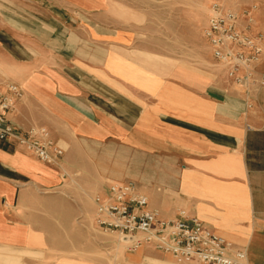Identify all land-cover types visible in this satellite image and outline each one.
<instances>
[{
    "label": "crops",
    "instance_id": "obj_1",
    "mask_svg": "<svg viewBox=\"0 0 264 264\" xmlns=\"http://www.w3.org/2000/svg\"><path fill=\"white\" fill-rule=\"evenodd\" d=\"M145 6L0 0V89L23 91L8 118L47 127L65 149L47 163L0 140V264H117L90 208L127 180L161 217L196 216L264 264V51L236 83L211 53L199 64L140 42L157 23ZM258 11L252 34H264ZM141 249L137 264L171 263Z\"/></svg>",
    "mask_w": 264,
    "mask_h": 264
},
{
    "label": "built area",
    "instance_id": "obj_2",
    "mask_svg": "<svg viewBox=\"0 0 264 264\" xmlns=\"http://www.w3.org/2000/svg\"><path fill=\"white\" fill-rule=\"evenodd\" d=\"M254 7L236 10L218 2L208 9L202 37L215 62L223 67L236 83L253 79L254 65L263 54L262 35L252 34ZM243 18V22L240 19ZM239 71H243L239 74ZM0 89V140H14L43 162L61 158L65 149L53 140L45 126H16L8 114L23 91L14 83ZM94 223L104 233L116 234L124 241L125 250L132 251L142 243L171 254L178 262L203 264H247L244 250L213 231L196 216L180 211L177 217L163 218L148 207V198L137 191L132 180L112 182L105 194L93 196Z\"/></svg>",
    "mask_w": 264,
    "mask_h": 264
},
{
    "label": "rangeland",
    "instance_id": "obj_3",
    "mask_svg": "<svg viewBox=\"0 0 264 264\" xmlns=\"http://www.w3.org/2000/svg\"><path fill=\"white\" fill-rule=\"evenodd\" d=\"M219 0H161V4L153 6L154 0H134L140 4H145V7H150L152 18L155 24H151L150 38L141 40L154 50L164 52L178 59L194 63H212L208 58L210 50L202 37V30L206 25L208 9L212 2ZM231 7L236 10L249 9L253 3L257 2L258 10H264V0H230ZM219 3V2H218ZM241 8L239 9V7ZM256 10V11H258ZM259 12V11H258ZM154 13V14H153ZM254 15V13H252ZM264 16V14H263ZM255 19V17H254ZM159 22V24H158ZM264 36L262 31H258ZM89 196V193H88ZM92 198V194L90 195ZM91 214L95 212V206L90 208ZM95 224V223H94ZM100 230V229H99ZM101 231V230H100ZM102 232V231H101ZM102 241L106 245V252L111 253L110 246L115 245L114 261L117 264H122L118 259L125 252L126 244L118 240L114 234L102 232ZM108 247V248H107ZM142 247L137 249L134 255L130 256V260L136 263L139 258L143 259ZM143 255V254H142ZM172 264H203L199 262L181 263L176 261L172 256L167 255L164 259ZM130 263V264H134Z\"/></svg>",
    "mask_w": 264,
    "mask_h": 264
},
{
    "label": "bare ground",
    "instance_id": "obj_4",
    "mask_svg": "<svg viewBox=\"0 0 264 264\" xmlns=\"http://www.w3.org/2000/svg\"><path fill=\"white\" fill-rule=\"evenodd\" d=\"M224 1L225 0H219V1H216V2H219V3H221V4H223L224 3ZM251 6H253L254 7V11H253V13L256 11V10H258V5H257V2L256 3H253ZM257 22V20H255L254 19V23H256ZM264 39L262 38L261 39V41H263ZM87 194V196H88V193H86ZM90 217H91V219L93 218V214H90ZM93 223V222H92ZM114 236H116L117 237V239L118 240H120V241H122L124 244H126V245H128V244H131L132 243V241H129V240H126V241H124V240H122L121 238H120V236H118V235H114ZM224 237V236H223ZM226 238V237H225ZM227 239V238H226ZM229 240V239H228ZM230 241V240H229ZM143 244H145V243H142V244H140V245H138V246H136L135 247V249L134 250H132V251H136L137 249H139L140 247H142V245ZM168 254V253H167ZM168 255H170V256H172L171 254H168ZM173 257V256H172ZM174 258V257H173ZM175 259V258H174ZM176 260V259H175ZM177 261V260H176ZM181 263H186V262H181ZM169 264H172V263H169Z\"/></svg>",
    "mask_w": 264,
    "mask_h": 264
}]
</instances>
